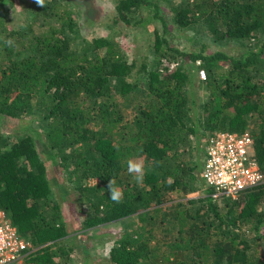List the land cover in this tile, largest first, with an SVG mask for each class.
I'll return each instance as SVG.
<instances>
[{
	"label": "trees",
	"instance_id": "16d2710c",
	"mask_svg": "<svg viewBox=\"0 0 264 264\" xmlns=\"http://www.w3.org/2000/svg\"><path fill=\"white\" fill-rule=\"evenodd\" d=\"M163 4L179 30L202 25L214 41L264 37V0H117L128 25L160 20L163 27L153 33L156 68L145 62L138 71L144 80L133 82L127 78L135 62L110 39L97 37L77 50L68 32L80 24L68 6L45 0L41 7L33 0L27 4L31 22L11 25L0 0V114L24 118L35 107L48 122L38 138L0 135V209L31 240L27 263L68 264L81 233L137 216L136 227L114 239L106 263L264 264V183L220 199L202 174L207 139L222 131H249L264 170V43L239 57L208 52V43L181 50L171 43ZM103 48L105 55L98 51ZM162 57L183 64L160 71ZM196 63L209 92L203 113L189 66ZM131 92L136 96L128 97ZM42 139L48 160L82 195L78 236L50 199ZM192 143L202 151L200 163L185 161ZM140 155L149 168L137 183L128 177L127 162ZM111 178L123 190L121 203L109 200ZM91 179L96 183L81 185ZM201 188L203 195L190 197ZM172 192L184 193V200H167Z\"/></svg>",
	"mask_w": 264,
	"mask_h": 264
},
{
	"label": "rangeland",
	"instance_id": "374dc122",
	"mask_svg": "<svg viewBox=\"0 0 264 264\" xmlns=\"http://www.w3.org/2000/svg\"><path fill=\"white\" fill-rule=\"evenodd\" d=\"M7 10L6 17L11 21V25L21 23L22 25L31 22L32 14L29 10L28 3H32L33 0H3ZM63 6H68L76 15V20L80 24L79 30L69 33L75 38L77 50L82 49L85 45H92V41L97 37H106L119 46L120 51L124 55V58L128 63L135 62L133 67V73L128 76V81L144 80L143 75L139 74L141 65L145 62L148 66L155 67L156 53L152 42L154 40V30L158 29L163 32L162 23L159 21L155 23L134 24L128 25L127 22L120 20L119 15L115 9L117 0H58ZM176 2L182 0H175ZM163 14L170 25L171 32L174 33L175 38H171V43L176 45L181 50H193L200 47L203 43H208V52L223 51L228 55L239 57L251 50H257L259 45L264 43V37L253 38L250 40L239 39H226L221 41H214L209 38L206 28L202 25L191 27L187 30H179L172 22L173 12L167 4H163ZM147 15V12L143 16L137 19H143ZM53 23H58L55 19ZM40 27V26H39ZM44 28V27H43ZM40 30V29H38ZM73 46V47H74ZM92 51V49H91ZM99 54L105 55L107 49H99ZM183 61H174L170 57H162L159 64L160 71H171L180 67ZM199 64H190L194 73V88L193 91L198 97V106L200 105L203 113L202 105L208 101L209 92L204 83L205 79L201 78L198 74ZM156 68V67H155ZM115 79L112 83L114 84ZM116 82V81H115ZM136 94L129 93L128 97H134ZM123 102V99H120ZM124 103V102H123ZM122 104V103H121ZM123 105V104H122ZM123 107H126L124 104ZM200 110V109H199ZM128 117H133V112L130 108H124ZM42 114L35 107L29 109L27 116L23 117H11L4 114H0V135L15 141L18 136L30 134L36 138L42 135L47 129V121L42 120ZM249 126L254 127V121H249ZM41 132V133H40ZM208 136V135H207ZM42 137V136H41ZM201 141V140H200ZM42 141L38 142V150L41 157L46 161L48 177L51 181L52 193L50 199L53 203H59L64 213L66 223L68 224V230L71 234L78 236L76 229L80 227V223L84 214H82L83 203L81 199V193L76 188L75 183H70L66 179V173L62 171L61 167L57 164H51L48 160V153L44 148ZM203 145V144H202ZM195 143H192L187 148L185 153L186 163H200L203 161L202 151H196ZM133 159L141 160L144 163L145 171L149 168V162L145 156H137ZM126 174V173H125ZM131 179H134L133 175H130ZM57 180V184L53 182ZM96 180H85L81 185H93ZM197 184V183H194ZM121 189L119 185H116ZM195 188V185L193 186ZM203 195V189H198L197 193L190 195V197H198ZM184 193L172 192L166 196L167 200H184ZM137 216L122 219L117 223L110 225H102L86 233H81L76 240L71 244L74 246V252L71 255V260L68 264H113L112 262L106 263L105 259H109L110 250L114 246V239L119 236L124 229H133L136 227ZM27 238V237H26ZM29 240V238H27ZM31 241V240H29ZM33 247V246H32ZM58 261H61L58 260ZM64 261V260H63ZM23 264H30L26 262V258L23 260Z\"/></svg>",
	"mask_w": 264,
	"mask_h": 264
},
{
	"label": "built area",
	"instance_id": "2783aa9c",
	"mask_svg": "<svg viewBox=\"0 0 264 264\" xmlns=\"http://www.w3.org/2000/svg\"><path fill=\"white\" fill-rule=\"evenodd\" d=\"M206 78L205 70H200ZM203 179L216 198H236L240 192L264 183V170L256 158L249 131H222L207 139ZM32 242L20 234L4 209H0V264H23Z\"/></svg>",
	"mask_w": 264,
	"mask_h": 264
},
{
	"label": "clouds",
	"instance_id": "9594fccd",
	"mask_svg": "<svg viewBox=\"0 0 264 264\" xmlns=\"http://www.w3.org/2000/svg\"><path fill=\"white\" fill-rule=\"evenodd\" d=\"M36 3L44 7L45 0H36ZM9 45L11 41L7 42ZM127 171L130 175H133L137 183H142L145 175V166L143 161L136 159H129L127 162ZM109 192V200L115 204L121 203L123 200V190L116 186L115 178H111L107 185Z\"/></svg>",
	"mask_w": 264,
	"mask_h": 264
}]
</instances>
